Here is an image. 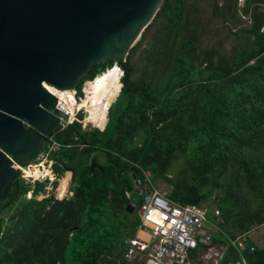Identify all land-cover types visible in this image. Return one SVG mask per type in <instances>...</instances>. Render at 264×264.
<instances>
[{"label": "trees", "instance_id": "obj_1", "mask_svg": "<svg viewBox=\"0 0 264 264\" xmlns=\"http://www.w3.org/2000/svg\"><path fill=\"white\" fill-rule=\"evenodd\" d=\"M200 2H209L207 18ZM216 24L233 40L228 51L224 38L205 43ZM263 24L264 0H163L118 63L119 92L100 127L75 121L52 135L51 168L56 178L72 171V195L56 198L57 180L28 183L19 171L0 194V264H144V255L126 258L142 203L134 163L166 182L170 200L210 201L218 218L207 210L209 246H224L221 264L238 259L229 240L264 223ZM113 64L96 63L78 94ZM90 160L99 166L91 174ZM241 254L264 264V245L249 242Z\"/></svg>", "mask_w": 264, "mask_h": 264}, {"label": "water", "instance_id": "obj_2", "mask_svg": "<svg viewBox=\"0 0 264 264\" xmlns=\"http://www.w3.org/2000/svg\"><path fill=\"white\" fill-rule=\"evenodd\" d=\"M162 2L0 0V194L16 174L12 162L34 161L60 128L45 85L75 88L96 63H126ZM89 163L91 174L99 166Z\"/></svg>", "mask_w": 264, "mask_h": 264}, {"label": "built area", "instance_id": "obj_3", "mask_svg": "<svg viewBox=\"0 0 264 264\" xmlns=\"http://www.w3.org/2000/svg\"><path fill=\"white\" fill-rule=\"evenodd\" d=\"M260 30L264 32V24ZM113 66L120 70V79L122 69L116 62ZM56 91L57 93H52L56 98L54 114L60 120V128L75 121L82 123L83 120L79 114L83 111L85 113L86 109L79 103L85 96L84 87L81 88L82 95L78 94L76 87L56 88ZM46 143L43 151L34 161L25 165L12 162V166L20 172L25 182L58 181L59 178H56L52 171V160L49 159L48 154L58 149L59 145L52 135L47 137ZM134 166L136 170L133 172L132 184L142 199L138 210V230L144 232L146 237L135 235L126 240V258L132 259L136 255H144V264H210L201 262V259L209 258L208 255L201 254V250L209 247L212 238L207 208L202 203H180L170 200L167 196L168 191L155 186L150 170L135 163ZM45 168L48 169V174L41 173V170ZM32 169H37L40 172L39 175L33 176L28 172ZM45 188L50 190L52 187L48 185ZM28 194L31 196V192ZM229 243L236 249L239 258L222 264H247L241 254L242 250L248 246L245 235L230 239ZM250 249L252 250L253 247L251 246ZM220 259L212 264H221Z\"/></svg>", "mask_w": 264, "mask_h": 264}, {"label": "rangeland", "instance_id": "obj_4", "mask_svg": "<svg viewBox=\"0 0 264 264\" xmlns=\"http://www.w3.org/2000/svg\"><path fill=\"white\" fill-rule=\"evenodd\" d=\"M209 2H200V3H198V11H199V13L201 14V17L202 18H207L209 15H210V8H209V4H208ZM242 4V1H239V5H241ZM243 18H246L245 16H243ZM216 27H218L217 29H216ZM211 32H209L208 34H207V37H205V43L207 44V45H212V44H214L215 43V41H216V39L217 38H224V50L225 51H228V49L230 48V46L232 45V43H233V40H232V38H231V36L228 34V32H227V30H226V28H223V27H220V26H218V24H216V25H212L211 27H210V29H209ZM227 35H229V37H227ZM93 80V79H92ZM91 80V81H92ZM88 81L89 80H87V81H84L83 82V84H82V88L84 87H86V85L88 84ZM90 81V82H91ZM89 82V83H90ZM87 92H89V86H88V90H87ZM116 96V95H115ZM115 96L113 95V97H112V99H110L109 100V102L111 101L112 103L114 102V98H115ZM117 97V96H116ZM109 102H107L102 108H101V110H100V113H99V115L97 116V117H91L90 116V113H89V118H88V120L89 121H92V122H96V121H98L100 118H102V116L104 115V110H106V107H107V104L109 103ZM111 103V104H112ZM109 107V106H108ZM84 111H83V113H82V120H83V124H82V126H84V127H89V128H93V127H97V126H94L92 123H89V122H85L84 121ZM106 118H107V120H108V110H107V116H106ZM106 120V121H107ZM95 124V123H94ZM98 128V127H97ZM45 170H46V168H45ZM173 170H175V168H173ZM42 172V174H45V173H43V171H44V169H42L41 170ZM47 171H48V169H47ZM49 173V171L46 173V174H48ZM65 173H67V174H69L70 172L69 171H65L62 175H61V177L60 178H63V177H65L66 175H65ZM27 178H29L28 176H26ZM58 183V182H57ZM68 184H69V187H70V183H69V181H68ZM154 184H155V186H157V187H159L160 189H162V190H165V191H168V186H167V184H166V182L165 181H163L162 179H155L154 180ZM52 190V189H51ZM48 191H50L49 189H46V193L44 194L45 196H47L50 192H48ZM53 194H54V196L56 197V198H61V197H65V196H57L56 195V189H54V192H53ZM26 197L28 198V197H30L29 196V194L27 193L26 194ZM42 197H44L42 194H39L38 196H37V198L38 199H41ZM68 197H70V194H68V196L67 197H65V198H68ZM137 199V196H133V201L134 200H136ZM132 204H134V203H132ZM203 204V206L204 207H206L207 208V210L208 211H213L214 212V216L215 217H217L218 218V214H217V212L215 211V208H214V206H213V204H211V202L210 201H205V202H203L202 203ZM262 226H260L259 228H261ZM209 228H210V231L213 233V232H215L216 231V228H215V226L214 225H212V224H209ZM254 229H257V227L256 228H254ZM253 230V229H252ZM258 235L260 236V238L262 239V242H264V228L263 229H261V230H259L258 231ZM201 254H203V255H208L209 256V258L208 259H201V262H208V263H210V264H212V263H215V262H217L222 256H223V254H224V246L223 245H221L220 243H217V244H215V245H211V246H209V247H207V248H205L204 249V251L203 250H201Z\"/></svg>", "mask_w": 264, "mask_h": 264}, {"label": "bare ground", "instance_id": "obj_5", "mask_svg": "<svg viewBox=\"0 0 264 264\" xmlns=\"http://www.w3.org/2000/svg\"><path fill=\"white\" fill-rule=\"evenodd\" d=\"M119 76H120V70L118 68L117 69L108 68L107 70H105L102 73L95 76L90 84L88 83L86 85V91L84 88L85 96L81 99V101L79 103L80 106H82L86 109V115L84 117L85 122H89V123H92L94 126L100 127V124L104 118V115L102 116V118H100L95 123V122L88 120L89 113H90L91 117H93V118L97 117L100 113L101 108L107 102H109L110 99H112L113 95L117 96L119 90H117L116 83H117V81L119 82ZM88 85H89V92H87ZM45 87L51 93H57L56 88H54L52 86H48V85H45ZM65 94H68V93L65 92ZM116 96H115V98H116ZM64 126H66V125H63L62 127H64ZM28 172L33 174V176H37L40 173L37 169H32ZM47 172H48L47 169L43 171V173H45V174ZM69 176L70 175L67 174L65 177L60 178L59 184H58L57 189H56V195L57 196H63L64 195L66 188H67V185H68Z\"/></svg>", "mask_w": 264, "mask_h": 264}, {"label": "crops", "instance_id": "obj_6", "mask_svg": "<svg viewBox=\"0 0 264 264\" xmlns=\"http://www.w3.org/2000/svg\"><path fill=\"white\" fill-rule=\"evenodd\" d=\"M68 171H69V170H68ZM66 172H67V171H66ZM132 174H133V173H132ZM65 175H67V173H65ZM69 175H70V173H69ZM59 180H60V178L58 179V184H59ZM68 181H69V183L71 182L70 176H69ZM58 184H57V186H58ZM57 186H56L55 189H57ZM69 188H70V187H69V184H68V185H67V188H66V191H65V193H64L63 196L67 197L68 194H70V196L72 195V193L69 191ZM51 189H52V188H51ZM51 189H50V190H51ZM65 197H61V198H65ZM61 198H59V199H61ZM260 226H262V227L259 228ZM260 226H258L257 229H253V230H251L250 232H248V233L246 234L245 239H246L247 244L250 242L251 244L256 245V246H263V245H264V242H262V239H261L260 236L258 235V231L264 228V224H262V225H260ZM135 235H138V236L143 237V238L146 237V234H145L144 232H142L141 230H138V228H137V230H136ZM135 235H134V236H135ZM202 250L204 251V249H202Z\"/></svg>", "mask_w": 264, "mask_h": 264}, {"label": "flooded vegetation", "instance_id": "obj_7", "mask_svg": "<svg viewBox=\"0 0 264 264\" xmlns=\"http://www.w3.org/2000/svg\"><path fill=\"white\" fill-rule=\"evenodd\" d=\"M45 144H47V143L45 142Z\"/></svg>", "mask_w": 264, "mask_h": 264}]
</instances>
